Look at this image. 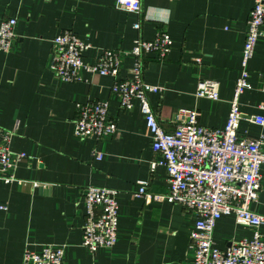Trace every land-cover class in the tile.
Here are the masks:
<instances>
[{"label": "crops", "instance_id": "obj_1", "mask_svg": "<svg viewBox=\"0 0 264 264\" xmlns=\"http://www.w3.org/2000/svg\"><path fill=\"white\" fill-rule=\"evenodd\" d=\"M140 1L141 15L119 9L117 0H0V22L17 20L11 51L0 52V126L13 132L11 150L27 157L15 171L17 181H0V264H22L26 249L40 253L46 245L64 247V264L193 263L189 245L196 215L178 204H147L137 196L140 181L149 182L153 195L169 191L167 170H151L156 155L140 103L122 110L110 76L84 72L83 82L60 80L50 70L53 39L73 31L91 45L84 61L95 64L103 50L131 51L136 40L153 41L160 30L167 31L171 52L164 60L146 57L143 75L147 84L162 89L148 96L160 124L173 132L177 111L194 109L203 126L223 129L255 0ZM124 65L119 79L129 76L133 57ZM248 69L251 89L240 99L239 135L257 139L264 125L251 119L264 116V36ZM205 80L219 82L217 101L197 96ZM92 101L110 103L109 117L118 127L114 135H75L76 105ZM262 172L252 208L264 216ZM89 186L119 193L118 241L95 254L83 246ZM251 237V229L233 216L222 217L214 232L221 250Z\"/></svg>", "mask_w": 264, "mask_h": 264}, {"label": "built area", "instance_id": "obj_2", "mask_svg": "<svg viewBox=\"0 0 264 264\" xmlns=\"http://www.w3.org/2000/svg\"><path fill=\"white\" fill-rule=\"evenodd\" d=\"M119 9L136 15L142 14L140 0H117ZM15 18L0 22V52L11 51L15 38ZM140 29V23L135 24ZM264 0H255L242 52V70L230 103L226 126L214 129L200 123V113L194 109H180L176 113L175 130L166 131L153 110L149 94L162 89L147 84L144 79L145 59L155 55L164 60L171 52V39L167 31L160 30L153 41L138 39L131 51H102L95 64L84 61L91 45L80 40L71 30H65L53 39L50 70L68 83L83 82V73L110 76L115 79L113 93L120 107L131 111L134 102L140 103L146 126L152 139L156 159L151 170L164 167L168 174L169 191L164 195L149 192L148 181L139 182L137 196L147 204L167 201L181 205L197 217L191 233L189 248L194 254L192 264H264V216L253 211L262 189L264 168V135L246 139L239 135L244 115L240 109L242 95L251 89L249 62L254 56L260 37L264 36ZM132 56L134 65L129 76L119 79L124 60ZM220 84L205 80L199 83L197 96L217 101ZM264 110V105L261 107ZM75 135L81 139H103L114 135L116 122L109 117L108 101H92L76 105ZM251 121L264 125V116ZM13 132L0 126V181H17L15 171L25 154L11 150ZM94 157L102 159L95 151ZM118 191L89 186L85 189L87 218L84 226L83 246L95 254L99 249L113 248L118 241ZM233 216L240 225L252 231L251 238L231 242L225 250L216 247L214 232L218 221ZM62 246L46 245L38 253L26 249L22 264H64Z\"/></svg>", "mask_w": 264, "mask_h": 264}]
</instances>
